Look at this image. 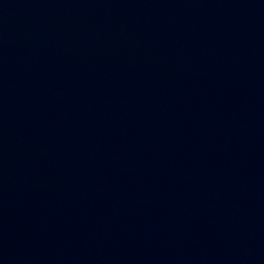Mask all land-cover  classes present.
Listing matches in <instances>:
<instances>
[{
  "label": "water",
  "instance_id": "obj_1",
  "mask_svg": "<svg viewBox=\"0 0 264 264\" xmlns=\"http://www.w3.org/2000/svg\"><path fill=\"white\" fill-rule=\"evenodd\" d=\"M0 264H264V0H0Z\"/></svg>",
  "mask_w": 264,
  "mask_h": 264
}]
</instances>
